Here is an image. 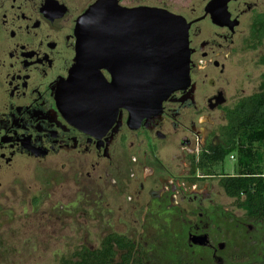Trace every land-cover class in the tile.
<instances>
[{"label":"flooded vegetation","instance_id":"flooded-vegetation-1","mask_svg":"<svg viewBox=\"0 0 264 264\" xmlns=\"http://www.w3.org/2000/svg\"><path fill=\"white\" fill-rule=\"evenodd\" d=\"M211 1L204 0L200 14L193 18L190 16L197 12L196 7L188 12L189 17L177 13L192 23L190 86L172 92L164 100L161 112L144 117L140 126L133 129L128 123L129 110H117L116 105L104 118L99 114L100 121L91 126L74 124L69 119L68 100L75 92L71 89L68 94L65 86L78 54V25L80 17L96 0H0V208L16 197L23 161L48 163L51 169L62 171L70 166L80 175L86 172L91 176L99 171L103 172L99 176L107 179L122 139L127 141L130 163L144 170V181L162 170L161 157L165 152L177 150L173 154L185 156L186 173L176 175L169 171L165 178H159L155 182H161L162 190L157 194H169L181 201L189 198L191 206L212 202L205 183L219 178L220 184L221 177L231 173L216 167L215 174H207L195 168L193 159L211 146L222 145L221 132L229 123V110L245 97L263 90L264 71L259 90L246 95L245 81H251L254 74L247 69L244 51L246 44L249 47L252 42V52L257 57L251 63L264 67V0L230 1L228 9L231 19L238 20L236 25L214 22L211 14L206 13ZM119 4L133 7L126 0H119ZM243 15H250L245 37L240 28ZM201 21L207 25H201ZM129 61L133 64L131 56ZM101 71L112 82L113 74L107 69ZM217 111L225 123L217 127L209 141L214 131H198V124L211 122ZM105 161L111 165L107 166ZM89 166L91 170H86ZM131 177L136 178L137 174L132 172ZM140 188L146 189L145 182H141ZM193 235L201 233H190ZM202 235L209 239L204 246L213 247L209 233Z\"/></svg>","mask_w":264,"mask_h":264},{"label":"rangeland","instance_id":"rangeland-1","mask_svg":"<svg viewBox=\"0 0 264 264\" xmlns=\"http://www.w3.org/2000/svg\"><path fill=\"white\" fill-rule=\"evenodd\" d=\"M126 3L133 7L164 6L188 17L196 7L197 12L190 16L193 18L200 14L204 0H126ZM241 20L245 37L250 15H243ZM200 24L207 25L206 21ZM248 44L244 60L249 65L247 69L253 70L254 78L245 81L246 95L259 90L264 71L263 66L251 63L257 54L252 52V42L249 47ZM223 123L217 111L211 122L198 124V131L212 129L211 141ZM117 146L107 179L103 175L101 178L99 174L103 172L99 171L88 176L86 172L77 174L70 166L62 171L36 160L21 163L16 197L0 208V264H61L64 257H72L83 245L99 247L111 232L127 235L139 243L147 264H264V225L246 218L245 211L220 186L219 178L205 183L212 202L191 206L189 198L181 201L169 194L160 196L161 182V186L155 182L165 178L169 171L185 174L188 162L184 155L173 154L177 150L165 152L161 157L162 170L158 173L154 168L158 174L144 181L142 167L129 161L127 141L122 139ZM236 161L229 156L222 171L235 174ZM132 172L138 178H132ZM141 182L146 184L144 191ZM196 229L201 235L209 233L214 246L191 244L190 233L200 234Z\"/></svg>","mask_w":264,"mask_h":264},{"label":"water","instance_id":"water-1","mask_svg":"<svg viewBox=\"0 0 264 264\" xmlns=\"http://www.w3.org/2000/svg\"><path fill=\"white\" fill-rule=\"evenodd\" d=\"M230 1L212 0L206 13L216 23L236 25ZM191 24L163 7L96 0L78 25V54L65 86L68 94L71 89L75 92L68 100L70 121L91 126L116 105L117 110H129V126L136 129L144 117L161 112L172 92L190 86ZM102 69L113 74L112 82ZM190 240L199 245L209 241L207 235H193Z\"/></svg>","mask_w":264,"mask_h":264},{"label":"trees","instance_id":"trees-1","mask_svg":"<svg viewBox=\"0 0 264 264\" xmlns=\"http://www.w3.org/2000/svg\"><path fill=\"white\" fill-rule=\"evenodd\" d=\"M229 123L221 132L224 143L211 146L198 159L195 168L215 174V168L226 166L232 153L236 158V173L226 174L220 185L234 204L245 211L246 218L264 225V87L261 92L245 97L228 112ZM264 262V257H263ZM61 264H147L144 250L127 235L107 234L99 247L86 245Z\"/></svg>","mask_w":264,"mask_h":264},{"label":"built area","instance_id":"built-area-1","mask_svg":"<svg viewBox=\"0 0 264 264\" xmlns=\"http://www.w3.org/2000/svg\"><path fill=\"white\" fill-rule=\"evenodd\" d=\"M232 156V158H235V155L233 156V155H231Z\"/></svg>","mask_w":264,"mask_h":264}]
</instances>
